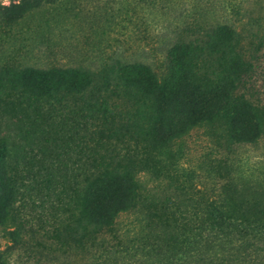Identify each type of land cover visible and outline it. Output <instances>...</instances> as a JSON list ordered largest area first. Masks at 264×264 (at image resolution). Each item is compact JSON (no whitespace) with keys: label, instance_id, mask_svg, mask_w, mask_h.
Listing matches in <instances>:
<instances>
[{"label":"trees","instance_id":"1","mask_svg":"<svg viewBox=\"0 0 264 264\" xmlns=\"http://www.w3.org/2000/svg\"><path fill=\"white\" fill-rule=\"evenodd\" d=\"M147 2L175 16L162 24L160 67L0 68V227L11 242L0 264L22 249L38 264H264V176L236 178L217 160L218 186L194 198L159 157L205 122L233 144L264 136L261 27L252 50L241 17L217 18L213 3ZM142 174L158 180L152 195Z\"/></svg>","mask_w":264,"mask_h":264},{"label":"rangeland","instance_id":"2","mask_svg":"<svg viewBox=\"0 0 264 264\" xmlns=\"http://www.w3.org/2000/svg\"><path fill=\"white\" fill-rule=\"evenodd\" d=\"M147 1L0 0V68L84 66L94 69L115 58L141 60L154 68L160 67L163 54L159 48L165 31L162 24L167 23L170 16L171 19L175 16L174 13L162 15L157 11V2L148 4ZM187 2L175 0L176 5H187ZM206 2L213 3L212 6L218 9L214 12L217 18L233 20L241 17L237 24L243 26L242 35L247 36L242 41L243 46L252 50L260 46V38L252 33L257 32L259 26L261 31L257 33L264 34V0ZM260 5L261 10L258 9ZM23 6L29 8L27 13L12 19ZM244 9H248L249 14L247 11L243 17ZM252 23L255 24L253 27ZM261 47L256 53L259 59L254 61L253 81L263 92L264 44ZM159 157L169 166L164 173L178 176L176 181L183 186L184 192L187 191L185 195L197 198L200 192L208 193L212 187L218 186L220 176L225 173L226 167L222 165L214 169L210 167L217 160L226 159L236 178L245 176L249 179L250 174L255 177L256 172L264 176L261 173L264 168V136L256 143L233 144L219 123L205 122L193 126L170 147L162 149ZM141 180L145 187L154 188L148 191V196L157 191L158 180L148 174H142ZM164 181L165 177L160 186ZM135 217L136 212H129L121 215L120 220L127 223ZM10 244L0 227V251ZM34 260L23 249L10 256L11 264H38Z\"/></svg>","mask_w":264,"mask_h":264}]
</instances>
